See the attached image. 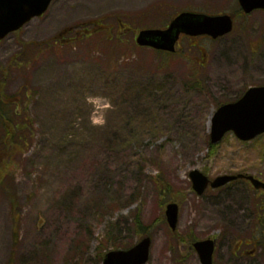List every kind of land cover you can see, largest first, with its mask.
Instances as JSON below:
<instances>
[{
    "label": "rangeland",
    "instance_id": "rangeland-1",
    "mask_svg": "<svg viewBox=\"0 0 264 264\" xmlns=\"http://www.w3.org/2000/svg\"><path fill=\"white\" fill-rule=\"evenodd\" d=\"M237 5L55 0L0 42V81L22 95L16 111L28 132L26 150L0 159V264H102L106 252L128 250L145 234L153 240L148 264H199L178 243L184 236L230 238L224 263L264 264L263 196L242 181L198 196L189 176L264 178V137L244 144L230 134L213 152L208 145L219 103L264 85V12L238 17L222 39L184 40L175 56L135 45L140 30L164 29L182 11L235 14ZM96 22L106 39L84 38ZM66 29L75 35L55 48L51 40ZM97 97L109 106L97 109ZM94 114L105 123L93 125ZM170 202L180 206L176 232L165 222ZM245 241L252 245L238 251Z\"/></svg>",
    "mask_w": 264,
    "mask_h": 264
},
{
    "label": "water",
    "instance_id": "water-1",
    "mask_svg": "<svg viewBox=\"0 0 264 264\" xmlns=\"http://www.w3.org/2000/svg\"><path fill=\"white\" fill-rule=\"evenodd\" d=\"M53 0H0V40L8 34L21 29L33 18L42 16ZM246 13L264 10V0H240ZM233 30V21L229 16L209 17L195 14H182L167 31H144L138 38L142 46L175 51V44L182 32L190 35H210L218 38ZM233 131L243 141H250L264 133V87L252 88L237 103L222 106L212 120L211 139L213 144L219 143L226 133ZM194 189L201 195L208 187L209 180L199 171L190 175ZM240 176L219 177L212 183L218 188L227 183L243 178ZM257 188L264 184L248 177ZM168 222L172 230L178 223V205L171 204L167 208ZM151 239L146 238L128 251L109 252L103 264H146L150 257ZM204 264H212L213 242L198 243Z\"/></svg>",
    "mask_w": 264,
    "mask_h": 264
},
{
    "label": "trees",
    "instance_id": "trees-1",
    "mask_svg": "<svg viewBox=\"0 0 264 264\" xmlns=\"http://www.w3.org/2000/svg\"><path fill=\"white\" fill-rule=\"evenodd\" d=\"M6 83V80L0 81V126L2 130L0 138V159L2 158V162L8 161L13 156V153L23 151L28 145V132L26 131L27 127H25V119H23L25 116H22L23 121L20 123L18 111H16L20 99L16 95H9L6 92ZM210 148L213 151L215 149L213 146H210ZM5 170H7V166H2L0 170V185L5 178L1 174ZM161 183L163 186L161 191L169 190V186L164 181ZM145 231V228H143L142 232Z\"/></svg>",
    "mask_w": 264,
    "mask_h": 264
},
{
    "label": "flooded vegetation",
    "instance_id": "flooded-vegetation-1",
    "mask_svg": "<svg viewBox=\"0 0 264 264\" xmlns=\"http://www.w3.org/2000/svg\"><path fill=\"white\" fill-rule=\"evenodd\" d=\"M208 238V237H207ZM214 239L216 240V249H217V252L219 253V261H218V259H215V264H230L231 263V261H232V257L229 259V260H227V261H225V263H224V261H222V259H221V257L222 256H224L225 257V255L226 254H228V253H225L224 252V247L227 249V250H229L230 251V253L231 254H233L232 253V249H231V246L230 245H228L227 244V242L230 240V238H224V241H225V243H219V241H218V238H215L214 237ZM220 244V245H219ZM251 244V242H246V245H250ZM241 246H242V244H240L238 247H237V250L238 251H240V248H241ZM222 249V250H221ZM241 251H242V257H244V255H245V253H246V251L247 250H242L241 249ZM237 256V255H236ZM226 257H227V255H226ZM198 260V259H197ZM198 262H199V260H198ZM199 264H200V262H199Z\"/></svg>",
    "mask_w": 264,
    "mask_h": 264
},
{
    "label": "clouds",
    "instance_id": "clouds-1",
    "mask_svg": "<svg viewBox=\"0 0 264 264\" xmlns=\"http://www.w3.org/2000/svg\"><path fill=\"white\" fill-rule=\"evenodd\" d=\"M101 99L102 98H90L91 102L94 103L97 107V109L101 108V107H108L109 105L107 103H104L103 105L101 104ZM91 123L93 125H97L100 124L102 125L103 123H105V119L102 116H97V115H93L91 118Z\"/></svg>",
    "mask_w": 264,
    "mask_h": 264
}]
</instances>
